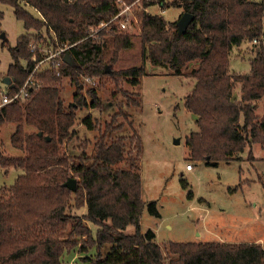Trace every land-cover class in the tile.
<instances>
[{
    "label": "trees",
    "instance_id": "16d2710c",
    "mask_svg": "<svg viewBox=\"0 0 264 264\" xmlns=\"http://www.w3.org/2000/svg\"><path fill=\"white\" fill-rule=\"evenodd\" d=\"M123 1L132 4L137 17L141 62L113 70L117 53L132 47L134 35L113 24L89 35L117 13L115 0H0L25 30L8 47V96L23 86L41 58L32 37L47 41L45 47L51 49L67 47L63 54L71 61L62 58L57 65L42 66L30 77L26 100H14L0 110V124H15L10 145L21 153L4 154L0 141V169L21 171L13 185L0 187V264H65L63 257L73 252L76 264H264L260 243L169 242L162 249L152 231L141 232L144 207L155 213L154 203L141 197V140L135 131L128 138L115 136L126 125L132 128L126 109L140 106L138 94L117 87L120 81L137 86L149 62L194 79L184 98L197 126L185 137L191 159L217 165L238 159L246 147L253 159L255 143L264 157V0ZM154 5L161 14L146 11ZM170 7L181 10L173 21L162 15ZM184 12L193 19L179 34L176 23ZM2 15L0 11V21ZM109 42L113 52L104 61ZM242 43H249L254 54L244 74L229 66L231 53ZM33 44L35 53L30 51ZM87 76L107 77L123 93L124 103L108 113L103 130L98 119L85 117L86 129L98 133L89 149L85 139L77 146L79 153L69 154L62 145L76 135V111L83 106L102 109L95 89L87 90L89 103L81 93L79 79ZM64 77L76 87L68 106L60 97ZM259 102L261 117L256 113ZM70 178L76 181L74 191L64 186ZM182 185L187 187L185 181ZM81 208L85 213H76ZM88 224L96 227L94 234ZM128 226L134 227L133 233L125 232Z\"/></svg>",
    "mask_w": 264,
    "mask_h": 264
},
{
    "label": "rangeland",
    "instance_id": "374dc122",
    "mask_svg": "<svg viewBox=\"0 0 264 264\" xmlns=\"http://www.w3.org/2000/svg\"><path fill=\"white\" fill-rule=\"evenodd\" d=\"M31 14L38 17L37 12L30 6L25 7ZM3 13L0 28L4 35L0 38V90L5 93L6 87L2 82L11 62L8 47L15 45L16 39L25 33L22 22L14 17L12 8L0 5ZM133 11V10H132ZM146 11L151 14H161L160 6H150ZM180 9L170 7L162 13L167 21L177 18ZM126 30L134 35L133 45L129 49L117 53L113 70L126 69L141 62L140 41L135 12L127 14ZM264 22V17H263ZM136 23V24H135ZM31 32V31H30ZM33 32V31H32ZM43 32V31H42ZM43 54L57 50L45 47L47 41L35 40ZM113 46L109 42L105 49L104 61L111 56ZM254 54L249 43H242L231 53L230 70L244 74L249 72L250 60ZM146 74L140 78L137 86L131 87L120 81L122 92L138 94L139 107L126 109L132 121L115 136L130 137L133 131L141 140L139 158V174L141 177V197L146 203H154L155 213L151 214L146 206L140 217V231L148 230L154 233V241L163 249L169 242H227L260 243L264 245V157L263 149L258 143L251 147L253 159L249 157L246 147L238 159L229 162L220 161L217 165H208L204 161L190 158L185 137L192 131H197L195 116L184 107V98L191 91L194 79L183 75H175L169 69L145 63ZM90 78V81H87ZM81 93L89 103L88 89H95L100 97L101 110L82 107L76 111L73 129L76 135L70 137L62 149L69 154H77L78 144L88 140L87 148L92 146L97 130H88L83 120L88 115L98 119L103 130V121L108 120V113H113L117 103H124L123 93L115 89L107 77H82ZM60 97L64 105L73 101L76 91L68 77L62 78ZM116 91V96L112 93ZM237 88L235 89V92ZM256 113L262 116V103L259 102ZM118 120H121L119 117ZM129 120V118H128ZM15 124L4 122L0 124V141L2 152L6 155L17 156L21 153L10 145V136ZM129 148V144H128ZM186 164L192 166L186 170ZM20 170L9 168L0 169V187L13 185ZM182 181L187 183L183 187ZM76 213L83 214L85 209ZM92 233L94 225L88 224ZM126 233L134 232V227L128 226ZM65 264H76L78 255L67 254L63 257Z\"/></svg>",
    "mask_w": 264,
    "mask_h": 264
},
{
    "label": "built area",
    "instance_id": "2783aa9c",
    "mask_svg": "<svg viewBox=\"0 0 264 264\" xmlns=\"http://www.w3.org/2000/svg\"><path fill=\"white\" fill-rule=\"evenodd\" d=\"M115 5L118 9L117 13L114 14L110 19H108L107 21H103L99 24V26L97 28L91 29L90 30V35L92 36L93 34H95L96 32H98L100 29H106L108 30L111 25H115L118 26L119 29L124 30L126 29L128 23V18H127V14L130 12L131 9V5L130 4H126L123 0H115ZM35 49L36 46L33 44L30 48V51L32 53H35ZM67 49V47H59L57 50H53L50 51L46 54H43V52L41 51V58L36 61V58L33 57V61H36L30 76L28 77V79L25 81V83L23 84V86L17 91L15 92L12 96H8L7 93H4V91L1 92L0 90V110L2 107H4L5 105L9 104L10 102L14 101V100H21V101H25L26 98L28 97V87L30 84V77L31 75L36 72L37 70H39L42 66H46V65H57L58 64V60H62L63 58V53L64 51ZM90 81V78L87 80ZM186 170H191L192 166L190 164H186Z\"/></svg>",
    "mask_w": 264,
    "mask_h": 264
},
{
    "label": "water",
    "instance_id": "95a60500",
    "mask_svg": "<svg viewBox=\"0 0 264 264\" xmlns=\"http://www.w3.org/2000/svg\"><path fill=\"white\" fill-rule=\"evenodd\" d=\"M193 16L187 12L182 13V15L180 16V18L177 20V29H178V33L181 34L185 28L187 27V25L192 21ZM4 35L3 33L0 34V38H3ZM63 60L67 63H70V58L68 56V54H65L63 57ZM105 70L108 71V66H105ZM2 82L6 85H8L10 83V79L8 77H4ZM40 135V133H38ZM76 185V181L74 179H68L65 183L64 186L67 187L69 190L74 191L75 190V186Z\"/></svg>",
    "mask_w": 264,
    "mask_h": 264
},
{
    "label": "crops",
    "instance_id": "0c3cea01",
    "mask_svg": "<svg viewBox=\"0 0 264 264\" xmlns=\"http://www.w3.org/2000/svg\"><path fill=\"white\" fill-rule=\"evenodd\" d=\"M234 93H235V94H234L235 97L238 98V97H239V89L237 88V91H236V92L234 91ZM261 245H262V244H261Z\"/></svg>",
    "mask_w": 264,
    "mask_h": 264
}]
</instances>
